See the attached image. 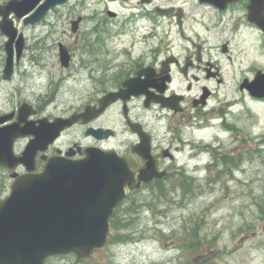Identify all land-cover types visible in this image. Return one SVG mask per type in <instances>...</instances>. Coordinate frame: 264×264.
Returning <instances> with one entry per match:
<instances>
[{
  "label": "rangeland",
  "instance_id": "obj_1",
  "mask_svg": "<svg viewBox=\"0 0 264 264\" xmlns=\"http://www.w3.org/2000/svg\"><path fill=\"white\" fill-rule=\"evenodd\" d=\"M8 1L0 0V4ZM158 4L174 5L186 13V38L180 37L174 20H162L163 26L156 33L164 46L181 51L189 49L191 40L204 41L207 47L231 42L235 63L228 64L219 54L225 83L216 89L222 99L231 102L228 122L234 131L223 134L217 119L206 136L219 133L232 152L241 149L244 140L247 150L233 153L234 159L243 156L244 162L213 184L191 186L189 195L183 193V197L179 188L160 185L128 198L119 207L115 219L118 229L112 230V241L104 249L86 262L70 254L52 257L46 264H264V100L256 103L240 90L245 78L252 80L257 72H264V34L243 26L237 32L213 28L212 11L198 6L196 0H161ZM105 7L104 0H69L35 26H25L12 15L15 27L26 39V52L12 80L4 81L7 38L0 33V116L17 114L24 102L35 105L54 88H61V92L50 112L60 114L81 106L78 100L90 87L84 64L96 57L91 52L106 50L108 35L115 36L126 15L137 11L112 4L109 8L125 14L119 22H109L110 33L103 32L98 40ZM78 17L83 21L79 32L73 34L71 22ZM134 29V24L129 25L125 36L132 37ZM60 43L73 54L69 68L61 65ZM137 48L144 49L140 44ZM165 124L154 119L152 125L162 135ZM75 137H82L80 128L70 132L65 143ZM259 143L261 152L257 150ZM24 146L25 142L18 149ZM215 172H222L221 167ZM9 184L7 174L0 171V200L9 195ZM194 232L199 241L190 236ZM188 244L195 245L188 248Z\"/></svg>",
  "mask_w": 264,
  "mask_h": 264
},
{
  "label": "flooded vegetation",
  "instance_id": "obj_2",
  "mask_svg": "<svg viewBox=\"0 0 264 264\" xmlns=\"http://www.w3.org/2000/svg\"><path fill=\"white\" fill-rule=\"evenodd\" d=\"M104 1L107 7L102 12L104 18L101 23L105 29L99 30L101 35L97 37L98 40L103 32L110 33L109 22H119L125 14L122 10L109 8L112 4L137 11L126 15V20L119 23L115 36L108 35L106 50L91 52L96 57L92 63L90 60L84 64L90 87L78 100L81 106L60 114L50 112L49 107L58 100L61 92V88H54L50 96H40L35 105H31L35 114L29 121L39 128L44 121L51 125L57 119H67L75 113L92 111L95 117L85 118V122L76 124L61 132L55 140L48 141L45 150L36 155L34 172H41L48 159L55 156L80 160L85 157V149L89 148L129 157L138 169H143L150 162L144 155L146 139L150 147L148 156H151L157 167L156 174L163 173L164 177L153 179L138 190H128L127 198L160 185L179 188L183 197V193L184 196L189 195L191 186L213 184L222 175L228 177L233 166L240 167L244 162L243 156L234 159L233 155L247 150L243 148L244 140L242 148L232 152L227 150V144L219 133L208 137L206 132L217 119L221 120L219 126L223 134H233L234 131L233 125L228 122L227 111L231 102L222 99L216 89L225 83L219 54L228 59V64L235 63L231 42L227 40L217 47H207L204 41L191 40L189 49L176 51L168 45L164 46L156 29L163 26L162 20H174L180 37L186 38V13L182 8L160 5L158 2L161 0ZM196 1L198 6L212 11L213 28L221 29L222 32H237L241 26L258 29L248 21L250 0L228 3L224 8ZM110 11L116 15L111 16ZM165 11L168 16L161 15ZM132 24L135 25L134 35L125 36ZM137 44L144 49H138ZM65 47L71 55L70 67L73 54ZM252 80L245 78L243 81ZM129 86H132V90ZM241 92H246L254 102L261 103V99L251 97L246 88ZM117 94V99L102 109L107 103L106 98ZM16 119L18 117L15 114L12 123ZM154 119L166 121L164 134L159 135L154 129ZM76 128H80L82 137H75L66 144L65 138ZM99 130L101 132L96 135L92 132ZM23 142L26 145L28 139L16 142L17 153L25 148L18 149ZM257 150L261 152V143ZM220 167L222 172H215ZM4 172L10 179L11 174L6 170ZM16 172L23 175L26 168L19 166ZM143 175L140 170L134 173L136 181ZM118 212L119 207L115 209L113 217ZM96 252L98 250L94 254Z\"/></svg>",
  "mask_w": 264,
  "mask_h": 264
},
{
  "label": "water",
  "instance_id": "obj_3",
  "mask_svg": "<svg viewBox=\"0 0 264 264\" xmlns=\"http://www.w3.org/2000/svg\"><path fill=\"white\" fill-rule=\"evenodd\" d=\"M67 1L9 0L0 4V31L8 39L4 80L12 79L15 57L19 63L25 47V38L14 26L11 15L24 19L25 25H36L50 10ZM200 1L223 8L237 0ZM249 21L264 32V0H251ZM81 22L82 18L72 22L73 33H77ZM60 59L63 67L69 66L70 55L63 45H60ZM128 88L132 90V86ZM244 88L253 97L264 98V73L258 72L252 83L245 81L241 86L242 90ZM117 96L106 98L107 103L102 109ZM31 108L24 104L20 108L18 122L0 127V167L14 171L23 164L29 171V174L13 176L10 195L0 203V264H45L49 257L69 253H75L79 260L86 261L95 249L106 245L111 216L126 198L127 188L140 189L144 183L164 174H156L157 167L148 156L150 147L146 139L144 155L150 162L143 169H138L129 157L89 148L85 149L84 159L69 160L55 156L48 160L41 173H32L35 157L38 151L45 150L48 141L95 115L92 111L76 113L69 119H57L51 126L42 123L36 128L33 122L28 121L34 114ZM12 117H0V125ZM92 132L96 135L101 130ZM26 137L32 139L24 153L15 155V141ZM137 170L144 173L139 181L134 177Z\"/></svg>",
  "mask_w": 264,
  "mask_h": 264
},
{
  "label": "trees",
  "instance_id": "obj_4",
  "mask_svg": "<svg viewBox=\"0 0 264 264\" xmlns=\"http://www.w3.org/2000/svg\"><path fill=\"white\" fill-rule=\"evenodd\" d=\"M160 189H161V192H163V188L162 187H160ZM114 226H115V228H117L118 229V224H114ZM190 236L191 237H193L192 239H194V241H199V238L197 237V235H196V233L194 232V235H191L190 234ZM120 237V236H119ZM121 238V237H120ZM115 240H116V238H115ZM193 245H195V244H188V248L191 246H193ZM186 264H189V263H186Z\"/></svg>",
  "mask_w": 264,
  "mask_h": 264
}]
</instances>
